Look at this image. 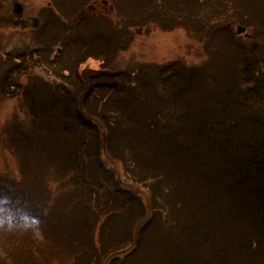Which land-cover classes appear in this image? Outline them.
<instances>
[{"label": "trees", "instance_id": "1", "mask_svg": "<svg viewBox=\"0 0 264 264\" xmlns=\"http://www.w3.org/2000/svg\"><path fill=\"white\" fill-rule=\"evenodd\" d=\"M78 9L69 16L68 38L76 35ZM258 13L249 24H258L259 47L247 39L248 49L238 47L242 59L229 62L223 78L216 74L214 86L190 85L177 66L128 62L100 31L62 43L60 55L78 54L68 77L62 70L35 74L48 54L39 66L34 50L4 55L0 48V105L16 100L12 118L0 122V138L19 170L18 177L0 171V264L73 263L64 250L47 248L43 261L33 254L44 249L30 231L33 223L45 228L44 207L26 209L22 193L45 202L53 194L60 216L74 204L70 244L80 249L78 264L95 263L91 257L117 263L119 236L130 240L123 256L148 264L144 250L136 251L150 226L145 246L163 253L159 264H264V11ZM95 41L114 48L94 51L84 43ZM88 60L92 65L81 69ZM160 179L167 188L161 193ZM56 224L44 231L49 240L63 226Z\"/></svg>", "mask_w": 264, "mask_h": 264}, {"label": "rangeland", "instance_id": "2", "mask_svg": "<svg viewBox=\"0 0 264 264\" xmlns=\"http://www.w3.org/2000/svg\"><path fill=\"white\" fill-rule=\"evenodd\" d=\"M20 1L23 2L27 9L32 10V14L40 19V23L36 29L29 30L26 33L0 26V48L1 53L4 55L9 52L21 54L34 50L40 56L48 54V58H50L56 45L53 46L52 51L47 53L45 51L52 43L56 42L60 45L61 43H68L70 40H85L87 32L100 31L101 33H97L111 39L110 41L113 39L117 44V48L124 50L126 61L138 60L140 63H136L147 64L154 70H158L165 65L177 66L182 75L184 73L188 75L186 80L191 83L190 85L195 84L196 86H201L202 82L214 86L213 80L216 74L217 76H220L219 74L223 76L227 73L229 62L242 59L238 47L242 48L244 46L245 49H248L246 44L251 46L252 43L259 47L260 42L258 39L261 38V35L259 34L260 31L257 30L258 28L256 29L258 24L250 26L249 22L251 21L249 19L253 21L256 19V22H258V11H264V0H107L113 6L112 14L108 13V8L107 11L101 9L100 14L97 13L93 16L91 14L93 11L86 7L88 4H92L93 0ZM75 8H79L76 14L77 18L84 21H80L79 26L73 29V33H76V35L72 39L68 38L69 29L67 30L64 24L72 25V23H69L71 20L69 16ZM101 14L104 15L100 16ZM262 21L263 23L259 24L263 29L261 32L264 33V19ZM251 23L254 24L253 22ZM239 26H242L244 31L237 34L236 31ZM106 29H108L107 33L104 32ZM250 37L252 38L250 39ZM247 39H250L252 43H248ZM84 43L89 44L90 48L95 49L94 51L100 49L108 52L114 48L112 43L107 45H102V43L97 41ZM230 47L234 48L235 51H231ZM76 55H78L76 52L66 50L58 56L57 62L54 60V64L51 66H48L44 59V68L43 66L37 68L35 74H45L49 69L50 71L65 69V73H67L70 71L69 63L71 58ZM258 56L259 61L262 60L261 58L264 59V55L258 54ZM90 62L93 63L92 60H88L82 64L80 66L81 69L92 65ZM261 62L264 65V60ZM41 63L43 64L42 60L39 64ZM46 66L48 70L45 69ZM95 66H98V64ZM57 67L60 68L57 69ZM72 83L76 86L78 82L73 80ZM72 83L71 86H74ZM184 86H188V84L185 83ZM15 107V99L8 100L5 104L0 105V122L4 123L5 120L12 118ZM0 171H8L7 173L12 177L19 176L17 159L9 153L8 149L3 147L1 138ZM146 172L143 171L140 175H145ZM156 186L160 193L162 187L163 192L167 190L162 179ZM141 191L144 192L143 190ZM34 194L30 196H26L24 193L21 194V198L25 201L23 204L27 207H25L26 209L33 211L36 209L35 207L41 210L43 209L42 206L44 207L41 213L44 216L45 228L42 231V225L33 223L31 225L33 228L30 229L37 239L35 241H40L44 249L36 250L33 254L39 256L43 261L45 257L44 250H47V248L53 254L64 250L67 261L78 264V262H81L79 261L81 256L78 255L80 249L75 248L77 246L76 243L70 244L73 228H70L71 220L69 218L73 216L74 204L71 203L60 216L59 211L62 204L53 196H50L53 194H49L46 197V202L36 196L38 193ZM38 213L41 215L40 212ZM28 218L29 216L27 215L23 219L25 221ZM75 218L77 216L73 219ZM140 218L142 222L145 220V217L141 215ZM0 220L4 221L1 216ZM33 220L36 222V219ZM58 221L63 226L58 227L60 229L59 233H57V228L53 233L54 236L49 240L44 231L47 229L49 233L51 231L50 226L57 225ZM234 225L235 223L233 222ZM162 226L164 228L168 227L166 220L163 221ZM153 231L154 227L150 226L144 229L143 233H141V238L140 235L138 236L144 248L140 246L141 249L138 247L136 252L144 250L150 258L148 264H159L160 260L158 259L163 253H158L157 248L153 247L154 245L145 246L146 237L151 235ZM109 233L112 236V229ZM98 239L95 238L96 247L102 244L99 241L100 239ZM51 240H57L56 242L62 248L58 249L52 245ZM127 241L124 237L120 239V236L115 239L114 242L118 246L112 247V250L117 249L118 253L123 252L115 264L134 263L135 257L127 256L126 258V256H123L128 250L126 247ZM16 243L17 241L14 242V245ZM20 247L19 243L18 248L20 249ZM98 248L100 249V247ZM125 248L127 249L126 251ZM35 249L37 248L35 247ZM70 252H74L77 257L70 256ZM91 258H94L92 262L98 264V259L96 260L95 257ZM123 260L127 261L122 263Z\"/></svg>", "mask_w": 264, "mask_h": 264}, {"label": "flooded vegetation", "instance_id": "3", "mask_svg": "<svg viewBox=\"0 0 264 264\" xmlns=\"http://www.w3.org/2000/svg\"><path fill=\"white\" fill-rule=\"evenodd\" d=\"M16 4L19 6L20 4V11L22 14V21L24 24V29L22 30L19 26H14L13 22H7L10 17L16 15ZM90 10L93 11L91 13L93 16H95L97 13H101V9L103 10H108L109 6L108 4H102L101 1H93L92 4L88 5ZM107 6V8H106ZM110 10H108V13ZM104 14H101L100 16H103ZM35 15L32 14V10H29L26 8V6L21 2L20 0H1L0 1V26L5 27V28H15V29H20L23 32H28L31 30L34 25V20L33 18Z\"/></svg>", "mask_w": 264, "mask_h": 264}, {"label": "water", "instance_id": "4", "mask_svg": "<svg viewBox=\"0 0 264 264\" xmlns=\"http://www.w3.org/2000/svg\"><path fill=\"white\" fill-rule=\"evenodd\" d=\"M15 8H16V16L17 17H21V11H20L21 9H20V7L18 5H16ZM35 26H36V24H35ZM243 31H244V28H242V27H238L237 28V33H241Z\"/></svg>", "mask_w": 264, "mask_h": 264}]
</instances>
